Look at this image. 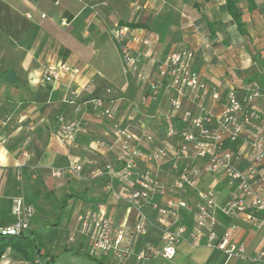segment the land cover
<instances>
[{
  "label": "crops",
  "instance_id": "0c3cea01",
  "mask_svg": "<svg viewBox=\"0 0 264 264\" xmlns=\"http://www.w3.org/2000/svg\"><path fill=\"white\" fill-rule=\"evenodd\" d=\"M237 1L245 36L232 19L227 0H0V226L10 218L1 213L7 203L11 206L20 199L29 211V228L24 234H45L62 194L69 196L64 211L68 227L77 225L78 213L96 209L101 198V208L119 225L130 227L133 214L113 201L104 188V165L115 162V150H110L109 123L86 102L93 98L112 100L122 125H130L136 135L143 130L157 142L163 138L162 115L168 109L171 91L165 85L159 86L157 99H148L142 105L147 85L125 74L121 45L112 33L119 27L127 30L125 41L134 56L140 57L139 71L148 77L155 76L157 64L169 53L179 48L191 49L201 80L216 89L223 101L229 89L238 88L247 80H257L264 89V0ZM142 40L152 42L153 50L145 48ZM60 64L77 68L78 77L71 81L63 75L56 83L46 84L43 68ZM8 73L13 75V83L4 80ZM139 96L136 103L133 97ZM218 110L216 105L214 111ZM60 118L79 125L74 146L60 145ZM142 145L148 146L145 142ZM73 162L82 165L79 177L51 175L53 170ZM208 183L207 175L200 188ZM117 190L124 191L121 187ZM181 214L171 229L182 225L190 230L193 214ZM11 217L14 218L12 214ZM218 222L220 231L230 223L237 226L232 238L246 246L249 258L262 249L264 224L253 228L222 216ZM78 232L83 238L78 255L68 249L69 264H264V259L228 260L204 242L193 245L187 238L177 244L171 260H137L134 256L118 260L112 253L94 254L90 239L79 229ZM153 233L150 230L138 246L155 241ZM86 239L94 261L80 255ZM67 241L73 244L72 238ZM63 245L67 246V242ZM52 249V244L45 243L48 254ZM250 250L252 253H248ZM2 257L0 264H23L11 252ZM43 258H38V264H43Z\"/></svg>",
  "mask_w": 264,
  "mask_h": 264
},
{
  "label": "built area",
  "instance_id": "2783aa9c",
  "mask_svg": "<svg viewBox=\"0 0 264 264\" xmlns=\"http://www.w3.org/2000/svg\"><path fill=\"white\" fill-rule=\"evenodd\" d=\"M126 36L127 30L122 27L112 33L121 45L125 74L147 85L141 104L148 99L156 100L159 86L165 85L171 91L168 109L162 115L164 134L157 142L143 130L136 135L130 125L121 124L112 100H87L86 104L109 123L112 132L110 150H115L118 166L104 165V188L113 201L133 214L134 220L130 227L119 225L105 208L94 209L77 214L79 231L90 239L94 254L112 253L118 260L129 256L137 260L156 257L171 260L177 244L187 238L193 245L204 242L228 260L262 261L264 245L255 257L249 258L246 246L232 238L237 226L230 223L220 231L218 217L253 228L264 224L263 87L257 80H249L229 89L222 101L219 92L201 80L194 68L195 54L188 48L166 55L157 64L155 76L148 77L139 71L140 57L134 56ZM141 44L150 51L154 48L149 40H142ZM63 75L73 81L79 70L60 64L42 71L46 84L56 83ZM70 95L75 97L73 93ZM216 105H219L217 112ZM59 121L60 145L74 146L79 125L62 118ZM142 142L148 146L143 147ZM81 172V163L73 162L53 170L51 175L79 177ZM207 175L210 183L201 189ZM117 187L124 191H118ZM220 190L226 191V195L218 201ZM183 212L193 214L192 228L187 230L178 225L171 229ZM11 214L15 220L0 227L2 237L19 236L29 228V211L22 200L14 201ZM150 230L154 231L155 241L139 247Z\"/></svg>",
  "mask_w": 264,
  "mask_h": 264
},
{
  "label": "trees",
  "instance_id": "16d2710c",
  "mask_svg": "<svg viewBox=\"0 0 264 264\" xmlns=\"http://www.w3.org/2000/svg\"><path fill=\"white\" fill-rule=\"evenodd\" d=\"M227 8H230L232 19L235 21L237 28L243 36L247 34L246 28L241 20V9L238 6L237 0H227ZM254 58V57H253ZM69 196H65L61 202H57L55 213L53 214L54 220L52 222L47 223L50 224L53 228H55L56 221L60 219L61 210L64 209L66 199ZM11 206L8 202L6 208L1 212L2 215L7 218L4 225L2 227L11 223L14 218L11 217ZM0 226V227H1ZM44 250V253H42ZM11 252L20 257L23 260V264H36L35 262L38 258L48 257V262L52 261V257H49V254L45 251V245L42 242L41 234L37 231H31L29 234L25 235L22 233L19 236H0V258L6 253ZM78 254V253H76ZM88 259L94 260L92 256L87 254Z\"/></svg>",
  "mask_w": 264,
  "mask_h": 264
},
{
  "label": "rangeland",
  "instance_id": "374dc122",
  "mask_svg": "<svg viewBox=\"0 0 264 264\" xmlns=\"http://www.w3.org/2000/svg\"><path fill=\"white\" fill-rule=\"evenodd\" d=\"M252 66L254 67L253 69L256 70V66L255 65H252ZM245 71H248V70H245ZM248 75H249L248 73L243 74V77L241 80L242 81L245 80V78H247ZM240 82H237V83H240ZM247 82H249V80L243 82L240 85H243L244 83H247ZM232 86H236V85L232 84ZM129 94L131 95V97H132V95L134 96V94H132L131 92ZM133 100L136 103H138L140 101V96L138 97V99L136 97H133ZM115 157H116V153H115ZM107 163H111L113 166H115V162L109 161V162H106L105 164H107ZM218 193L219 194H218L217 200L221 201L222 198L226 195V191L220 190ZM63 198H64V195L61 194L59 197V200H60L59 202H61L63 200ZM66 200H68V199H66ZM102 201H103V198H101L98 201V203H100V205H98V207L96 208L97 210L101 209ZM12 205H11V207H12ZM66 207H67V201L65 203L64 209L61 210V214L59 216L60 219L58 221H56L57 226L55 228H53L49 224V225H47L49 228L46 230V233L45 234H43L42 232L40 233L41 237H42L43 244L44 245H45V243H46V245L52 244V248H53L49 254V257H52V261L48 262L47 260L49 258L44 257L45 259L43 258V260H42L43 264H69V258L67 256V253H68L67 251L70 248H72V249L69 252H71L73 255H78L76 253H78V251H79V244H80L83 236L78 232V225H76L74 227L73 226H71V227L67 226V224H68V221L66 220L67 214H64ZM55 209L56 208L54 207L53 211ZM68 237L73 239V244H71L67 241ZM62 242H67V246H64V245L61 246ZM57 245H59L61 247H57ZM89 247H90L89 240L86 239L85 243L82 244V246H81L82 253L80 255L83 258H85V260L87 259L88 261H94V260L88 259V257H87V254L92 256V253H91V250L89 249ZM248 253H252V250H250ZM252 254H254L253 257L256 255L254 252ZM46 258H48V259L46 260ZM256 263L259 264V262H256Z\"/></svg>",
  "mask_w": 264,
  "mask_h": 264
},
{
  "label": "water",
  "instance_id": "95a60500",
  "mask_svg": "<svg viewBox=\"0 0 264 264\" xmlns=\"http://www.w3.org/2000/svg\"><path fill=\"white\" fill-rule=\"evenodd\" d=\"M4 80H5L6 82H8V83H13V82H14V77H13V75H12L11 73H8V74L5 76Z\"/></svg>",
  "mask_w": 264,
  "mask_h": 264
}]
</instances>
